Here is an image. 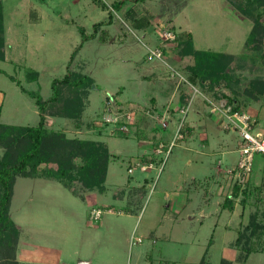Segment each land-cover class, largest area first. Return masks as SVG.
<instances>
[{
    "label": "rangeland",
    "instance_id": "374dc122",
    "mask_svg": "<svg viewBox=\"0 0 264 264\" xmlns=\"http://www.w3.org/2000/svg\"><path fill=\"white\" fill-rule=\"evenodd\" d=\"M114 1L106 0L105 8L99 0H2L0 122L37 125L35 98L51 96L54 78L82 71L94 81L83 122L49 116L47 125L69 137L101 140L112 154L103 193L82 191L81 197L55 178L17 179L11 214L21 227L19 263L199 264L205 258L221 264L226 258L264 264V251L239 261L232 245L256 207L264 209L261 154L249 202L238 197L233 210L221 208L241 143L226 128L233 127L226 114L238 111L230 112L221 94L240 91L238 113L264 126V99L245 92L251 79L264 77V35L258 49L248 48L253 19L229 0H124L112 11ZM132 18L145 26L135 27ZM165 29L176 38L165 39ZM81 30L95 36L84 41ZM150 49L163 55L149 59ZM197 50L233 54L229 86L209 90L206 82L190 81ZM211 101L222 110L211 113ZM151 156L155 161H144ZM98 208L101 218L90 219Z\"/></svg>",
    "mask_w": 264,
    "mask_h": 264
},
{
    "label": "trees",
    "instance_id": "16d2710c",
    "mask_svg": "<svg viewBox=\"0 0 264 264\" xmlns=\"http://www.w3.org/2000/svg\"><path fill=\"white\" fill-rule=\"evenodd\" d=\"M99 1L106 8L107 3ZM229 1L244 15L253 19L247 46L258 49L256 44L263 40L264 35V23L261 21L264 15V0ZM123 3L124 0L114 1L113 6H110L114 9L111 10L120 9ZM127 13L132 16L133 9L128 10ZM110 19L112 20L111 15L108 21ZM133 21L135 27L145 26L144 23H136V19ZM101 24L103 23L94 24V33ZM81 32L83 33L82 30ZM94 33L92 36L83 33V40L94 37ZM4 45L3 4L0 0V60L5 59ZM81 45L72 53L71 60ZM233 57V54L227 52L195 51L193 64L189 68L190 81L203 86L207 83L209 90H214V87L221 82H226L229 86L232 77L227 68ZM93 83V78L87 73L69 70L61 78L52 80L53 92L48 99L44 100L38 96L35 98L40 109L37 125L0 122V148L3 149V152H0V264H21L17 259L21 227L11 214V204L19 177L55 178L74 194H81V197L84 193L82 191L95 189L100 193L106 191L105 183L112 159L109 147L98 139L69 137L64 131L48 126L46 120L47 117L53 116L73 118L77 125L83 122L84 100L90 94L89 87ZM245 92L251 100H263L264 77L251 79ZM212 95L218 98L217 92H212ZM240 95L238 90H234V96L221 94V97L227 98L226 104L231 108L230 112L242 111ZM180 97V101L183 102L187 95L183 93ZM187 130L189 131L188 127L184 131ZM144 161L153 162L155 159L151 156L146 157ZM251 176L250 174L247 177L243 185L237 180L232 184L231 194L225 197L221 204L222 209L233 210L235 199L238 197H241L240 202L243 205L249 202L253 191L251 187L254 185H250ZM259 187L254 186V190L259 192ZM257 199L259 200L258 197ZM232 245L239 250L237 257L239 261L247 260L254 251H264V209L256 207V211L250 214L247 224L238 230L237 238ZM199 264L212 263L203 258ZM221 264H232V262L222 258Z\"/></svg>",
    "mask_w": 264,
    "mask_h": 264
},
{
    "label": "built area",
    "instance_id": "2783aa9c",
    "mask_svg": "<svg viewBox=\"0 0 264 264\" xmlns=\"http://www.w3.org/2000/svg\"><path fill=\"white\" fill-rule=\"evenodd\" d=\"M103 1L106 2V0ZM111 9L113 10V8ZM164 35L166 37L165 39L173 40L176 38V35L170 29H165ZM149 51V59L153 57L160 58L163 55V52L160 49H150ZM211 104L212 108L210 109V112L215 113L214 109L217 105L214 104V102L212 101ZM217 109L222 110L218 106ZM226 116L229 120V123H233V127L226 126V128L236 130L239 133V136L241 137V143L239 148L240 156L237 163V167L230 170V174L232 175L233 179H235L234 182L237 180L243 185L247 177L253 171L257 154H261L263 156L262 167L264 169V126L260 125L257 119H250L251 117L247 114L245 115L236 112L231 115L226 114ZM235 117L237 119L236 122H234ZM102 214L103 210L99 208L93 209L90 212V219L99 220ZM139 241L141 240L139 239Z\"/></svg>",
    "mask_w": 264,
    "mask_h": 264
},
{
    "label": "crops",
    "instance_id": "0c3cea01",
    "mask_svg": "<svg viewBox=\"0 0 264 264\" xmlns=\"http://www.w3.org/2000/svg\"><path fill=\"white\" fill-rule=\"evenodd\" d=\"M19 225V224H18ZM62 257H61V254H58V260H60ZM19 260H21L20 258H18ZM54 260H57V259H54ZM25 261H27L26 259H25ZM39 262V261H38ZM28 263H30V264H38V263H36V262H34V261H28ZM40 263H42V264H52L51 262H45V263H43V262H41L40 261ZM55 264V263H54ZM57 264H61V262L59 261V263H57Z\"/></svg>",
    "mask_w": 264,
    "mask_h": 264
}]
</instances>
